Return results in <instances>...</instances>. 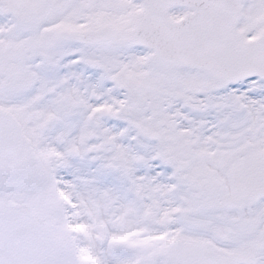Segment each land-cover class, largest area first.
I'll use <instances>...</instances> for the list:
<instances>
[{
    "label": "snow or ice",
    "instance_id": "obj_1",
    "mask_svg": "<svg viewBox=\"0 0 264 264\" xmlns=\"http://www.w3.org/2000/svg\"><path fill=\"white\" fill-rule=\"evenodd\" d=\"M0 264H264V0H0Z\"/></svg>",
    "mask_w": 264,
    "mask_h": 264
}]
</instances>
